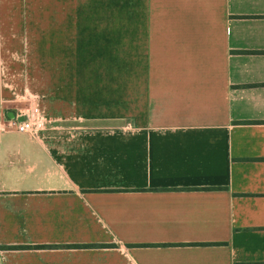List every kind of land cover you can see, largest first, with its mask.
<instances>
[{
  "label": "crops",
  "instance_id": "1",
  "mask_svg": "<svg viewBox=\"0 0 264 264\" xmlns=\"http://www.w3.org/2000/svg\"><path fill=\"white\" fill-rule=\"evenodd\" d=\"M0 264H264V0H0Z\"/></svg>",
  "mask_w": 264,
  "mask_h": 264
},
{
  "label": "built area",
  "instance_id": "2",
  "mask_svg": "<svg viewBox=\"0 0 264 264\" xmlns=\"http://www.w3.org/2000/svg\"><path fill=\"white\" fill-rule=\"evenodd\" d=\"M10 127L15 131L20 133H30L34 131L44 130L46 127V122L42 119H31L25 118L21 119L19 117H15L9 121Z\"/></svg>",
  "mask_w": 264,
  "mask_h": 264
}]
</instances>
